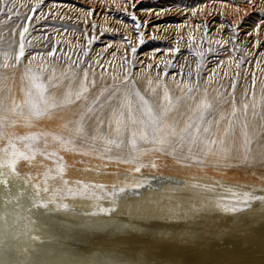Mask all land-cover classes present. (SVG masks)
<instances>
[{"label": "rangeland", "instance_id": "obj_1", "mask_svg": "<svg viewBox=\"0 0 264 264\" xmlns=\"http://www.w3.org/2000/svg\"><path fill=\"white\" fill-rule=\"evenodd\" d=\"M25 28V53L17 63ZM3 64L8 66L0 67L1 206L9 200L5 192L10 177L22 176V165L26 168L34 162V158H20L13 171L8 167L13 150L9 142L24 151L27 141L20 138L37 134L39 140L30 142L37 148L41 144V154L52 158V153L63 156L70 152L78 162L76 171L71 170L76 175L60 165L64 169L61 175L57 164L43 171L48 178L45 188L53 184L50 191L55 195L63 188L79 186L83 191L78 196L97 204L114 201L124 192L140 194L167 184L201 187L196 196L213 205L211 211L200 214V218L207 216L208 226L193 227L198 234L191 246L162 244L164 252L180 257L168 264H251L262 257L254 245L245 248L238 244L246 234L258 231L257 226L222 235L232 214L254 213L258 206L264 207V0H0ZM29 67L34 72L43 69L47 94L57 102L72 88L75 99L82 85L86 92H104L146 82L157 93V112L170 108L166 120L177 135L169 137L170 143L165 145L151 142L137 147L126 157L98 154L94 149L73 153L74 148L42 137L46 134L40 131L36 117L18 122L3 115L10 113L11 94L28 87ZM165 92L171 106L164 99ZM202 102L211 105L201 125L209 132L201 131L193 142L183 129L198 116ZM12 103L14 109L20 106L17 100ZM219 131L222 142L215 139ZM185 140L195 148L181 146L179 142ZM86 170L104 176L92 179ZM25 177L31 179L29 173ZM108 179L114 182L110 187ZM233 207L238 210H224ZM98 209L104 210L100 205ZM224 241L230 245L225 247Z\"/></svg>", "mask_w": 264, "mask_h": 264}, {"label": "bare ground", "instance_id": "obj_2", "mask_svg": "<svg viewBox=\"0 0 264 264\" xmlns=\"http://www.w3.org/2000/svg\"><path fill=\"white\" fill-rule=\"evenodd\" d=\"M76 75L77 73L73 76ZM145 84L142 83L140 86L131 84L125 89L116 88L112 91L103 90L104 92L92 89L81 94L79 99H74L72 96L74 89H69L58 102L61 106L52 110L50 115L36 119L39 128L42 129L40 131L46 134L42 137L46 136V140H53L58 146L62 144L54 140L53 136L62 137L66 142L71 141L64 145L74 148L72 152L77 154L79 152L75 151L76 149H94L98 154L115 157L131 155L137 147L150 144L151 139L138 140L136 147L133 148L130 143L131 132L133 127L138 126H129L127 130L122 128L117 133L113 114L123 113V118L127 119L126 97L128 93H133L132 111L139 115L137 109L140 104L134 95L135 90H139L157 112V93L147 88ZM26 89L22 86L20 91L16 90L11 94V106L8 109L10 113L3 115L16 118L18 122L35 118L29 117L22 102L25 100ZM66 98H70L72 102L64 103ZM14 100L18 101L20 105L18 108L24 110L23 117L15 114L18 108H13ZM219 134L222 132H217L216 142H222L217 136ZM245 136L247 137L246 131ZM107 139H116L120 146L106 143ZM229 142L230 139L226 137L224 143L228 145ZM26 143L32 144L30 141ZM179 143L190 149L195 148L188 140ZM247 144L246 140L245 149ZM39 147L35 148L40 149ZM24 151L31 155L27 147ZM41 153L40 151L35 153L32 165L24 168L23 163L20 164L23 166L21 172L24 171L22 176H11L8 180L5 193L9 200L0 205V264H142L157 260L168 264L180 257H175L172 252H164L162 244L191 246L198 234L193 227L208 226L207 216L200 218V214L211 211L213 205L210 200H200L196 192H201V187L190 183L151 187L140 194L124 192L115 195L114 201L108 199L97 204L78 196L83 191L79 186H69L68 190L63 188L55 195L50 191L53 187V184H50L45 191L48 178L43 171L48 170L52 164H57L71 172L77 169L78 162L70 152L63 156L52 155V158ZM206 159H210V155ZM86 172L92 179L96 175L101 178L104 176L101 172L96 174L94 170ZM25 173H29L31 179L26 178ZM71 173L75 174L74 171ZM111 183L114 182L109 181L107 185L110 187ZM44 204L47 206H42ZM65 205L67 207H64ZM99 205L104 210L99 211ZM263 209L264 207L258 206L254 213L247 211L232 214L222 235L229 236V232L234 229L240 232L257 226L258 231L253 230V233L246 234L238 243L240 246L245 245V248L254 245L255 252L261 253L262 257L258 256L254 261H250L251 264H264ZM246 218L249 219L245 221ZM241 223L244 225L238 228ZM206 233L207 230H203V234ZM223 245L226 247L230 242L224 241Z\"/></svg>", "mask_w": 264, "mask_h": 264}, {"label": "snow or ice", "instance_id": "obj_3", "mask_svg": "<svg viewBox=\"0 0 264 264\" xmlns=\"http://www.w3.org/2000/svg\"><path fill=\"white\" fill-rule=\"evenodd\" d=\"M27 32V28L24 29V32L20 34L21 38V44L19 48V53L15 57L17 63L20 61V59L24 56L25 50L23 46V39H24V33ZM55 50L52 52H49L47 55L49 57H52L54 55ZM133 52H135V49H133ZM7 64L0 65V67H7ZM151 67V65H149ZM199 67V65L197 66ZM26 78L28 80V87L25 90V100L23 101V104L27 108V113L29 117H36L40 118L42 116L50 115L52 110L56 109L57 107L61 106L60 103L56 101V99L50 95H48V85L44 83L43 80V69H39L38 71H33L31 67H29ZM87 79V73H85V80ZM134 87V86H133ZM235 85H233V88ZM88 89L82 85L81 92L76 93V99L80 98V95L82 92H86ZM188 92H192V88H188ZM71 94H69L70 97ZM133 93H128V96L126 97V106L128 108V117L127 119L123 118V113H120L117 115L114 113V118L116 119V131L119 133L122 128L127 130L129 126H138L133 127V130L131 132V139L130 143L133 148L136 147L138 140H144V139H151L152 143H158L160 145H165L170 143L169 137H174L177 135V132L175 130V127L168 123L166 120L168 111L170 108H165L162 112H156L150 102L140 94L139 90H135L134 95L138 99L140 107L137 109V112L139 115H135L132 111V105H131V96ZM164 99L168 102V105H172V100L168 96L167 92H165ZM70 98H66L64 103H71ZM211 107V105L207 104L206 102H202V108L198 113V116L191 119L186 127L183 129V132L193 141L195 142L199 133L201 131L207 133L209 132L208 127L201 128V125L204 122V115L207 112V110ZM247 105H244L245 111L247 110ZM235 107L233 108V115H235ZM15 114L18 116L23 117L24 116V110L19 109L15 110ZM195 129V131H191V129ZM150 129V131H149ZM78 131H82V129H78ZM2 135V133H0ZM183 139V137H181ZM23 141H32L33 144L39 140V136L36 134H32L26 137L20 138ZM54 140H58L62 145L66 143H71V141H64L62 137L53 136ZM106 143L112 145H116V147H119L120 144L117 143L116 139H107ZM215 141H207L206 144H214ZM10 147L13 149L11 152V158L8 161V167H10L13 171H15V166L17 163V160L20 158H23L25 160H30L34 158V155L39 149L35 148L33 144H27L26 147L30 150L31 155L26 154L24 151H20L16 148V145L9 142ZM7 154V149L4 150ZM51 155H55V153H52ZM4 164L0 163V167H3ZM63 167H58V172L62 175L63 174ZM139 171V169H137ZM66 183V182H65ZM48 189L45 188V191ZM229 191H232L229 189ZM235 195V193H233ZM246 196H250V194H245ZM46 207L47 205H42ZM64 207H67L66 205ZM225 211H236L237 208L233 207L231 209L225 208Z\"/></svg>", "mask_w": 264, "mask_h": 264}]
</instances>
